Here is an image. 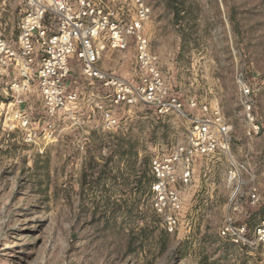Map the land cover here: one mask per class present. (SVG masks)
Here are the masks:
<instances>
[{"label":"rangeland","instance_id":"obj_1","mask_svg":"<svg viewBox=\"0 0 264 264\" xmlns=\"http://www.w3.org/2000/svg\"><path fill=\"white\" fill-rule=\"evenodd\" d=\"M145 1L146 32L182 112L115 105L76 60L75 119L48 116L37 87L13 97L0 81V264H264V248L222 233L228 215L251 231L264 215V0ZM20 18L17 0H0V33L16 38ZM133 62V52H114L102 67L131 80ZM247 88L259 135H249ZM191 100L221 110L231 141L195 158L169 233L153 208L151 163L187 144ZM99 106L114 113L115 128L106 129Z\"/></svg>","mask_w":264,"mask_h":264},{"label":"built area","instance_id":"obj_2","mask_svg":"<svg viewBox=\"0 0 264 264\" xmlns=\"http://www.w3.org/2000/svg\"><path fill=\"white\" fill-rule=\"evenodd\" d=\"M17 1L21 18L16 38L0 33V81H9L13 97L28 95L37 87L48 116L66 112L75 119L81 96L80 92L69 90L68 80L74 70L72 61L76 60L86 80L100 82L110 90L115 105H146L163 116L183 111L184 104L171 94L160 58L146 32L152 8L145 0ZM114 52H133L131 80L102 67L103 60ZM244 98L251 125L249 135H259L261 128L253 116L250 88L245 89ZM189 106L194 117L187 144L171 155L156 156L151 163L155 178L151 188L153 208L163 218L169 233L179 226L183 208L180 187L190 184L195 158L224 152L231 141L219 108L196 100H191ZM98 109L105 118L106 129L118 125L111 110L103 106ZM15 119L24 121L25 126L30 124L20 112ZM251 199L257 203V190ZM235 223L228 215L224 236L236 244L264 248V215L253 231Z\"/></svg>","mask_w":264,"mask_h":264}]
</instances>
